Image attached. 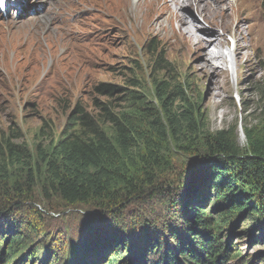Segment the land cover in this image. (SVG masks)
<instances>
[{"label": "rangeland", "instance_id": "1", "mask_svg": "<svg viewBox=\"0 0 264 264\" xmlns=\"http://www.w3.org/2000/svg\"><path fill=\"white\" fill-rule=\"evenodd\" d=\"M126 1L73 0L72 21L80 24L73 27L72 43L67 42L65 34L69 29L64 30L68 25L63 16L64 0H0V202L8 198L22 202L14 219L16 226L22 229L20 237L29 238L27 243L15 247L10 240L17 232L0 236V252L3 250L4 259L12 260V264H28V260L30 264H57L61 260L62 254L58 251L63 250L62 246L89 240L85 235L80 240V228L83 216L89 213L86 209L92 208L64 207L52 192L43 190V179L45 157L52 158V148L65 132L73 108L80 105L91 111L92 100L96 98L95 87L101 84L127 87V79H133L138 81L148 101L155 104L154 79H175L192 103L206 114L210 134L231 127L236 130L240 147L245 142L242 125L256 123L259 98L264 97V43L253 46L248 41L260 37L264 42V0L239 1L240 8L236 12H243L247 21H235L231 33L226 35L228 44L223 52L228 56L227 66L218 61L210 65L208 54L215 51L210 47L207 51L194 47L174 49L169 25L164 22L163 30L155 27L157 22L166 21L165 14L152 18L148 29L142 33L141 19H134L135 9L132 4L126 6ZM233 2L231 0L229 5ZM170 10L175 8L170 6ZM180 11L189 19L196 16L195 25L214 31L191 7ZM237 24L242 28L243 46L238 55L234 54L233 38ZM176 25L174 23L173 27ZM76 27L79 32L75 31ZM133 29L139 32L136 34ZM156 54L163 58L165 70L155 72L152 78L150 70H154ZM210 67L222 72V91H214L216 76ZM214 92L220 96L214 97ZM5 141L15 150L25 151L26 158L17 156L18 161L8 158L3 148ZM186 161L182 152L173 150L167 167L160 172L159 184H170V190L178 188ZM20 164H27L32 176H27L25 166L19 171ZM14 182H17L15 187ZM191 191L190 188L179 196L191 199L195 196L189 195ZM176 197L157 198L153 206L157 216L165 217L173 210ZM211 199L209 196L202 209L206 215L213 216L207 214V210L214 208ZM244 221L238 222L235 234L230 237L228 233L216 237L213 249L217 253L218 250L224 254L230 252L233 261L227 264H264V233ZM49 236L53 254L45 258L42 242L46 243ZM63 238L60 248L57 244L52 246L56 239ZM102 246L98 241V249ZM104 253L107 255L102 264L116 262L115 256H110L107 250ZM51 258L57 261L54 263Z\"/></svg>", "mask_w": 264, "mask_h": 264}, {"label": "trees", "instance_id": "2", "mask_svg": "<svg viewBox=\"0 0 264 264\" xmlns=\"http://www.w3.org/2000/svg\"><path fill=\"white\" fill-rule=\"evenodd\" d=\"M162 59L156 54L152 78L165 70ZM153 83L155 104L133 79H127V87H95L91 111L76 105L52 158L45 157L43 190L66 208H92L86 209L80 228V240L84 235L89 240L62 246L57 264H102L105 250L115 256L112 264H227L233 258L229 251H214L216 237L235 234L243 219L264 233V97L259 98L256 123L242 125L245 142L240 147L231 127L210 134L206 114L175 79ZM3 148L8 158H26L9 141ZM175 149L188 164L182 167L179 187L170 190V184H159L160 172ZM23 166L32 176L27 164H20L19 171ZM195 178L189 187L195 196L181 198ZM174 196V209L157 216L156 199ZM209 196L214 208L207 214L213 216L202 209ZM21 204L12 198L0 202V236L17 232L10 240L15 247L29 239L20 237L22 229L15 224ZM60 241L64 238L52 246L60 248ZM45 242L42 257L48 258L53 254L50 236ZM5 257L2 250L0 264H12Z\"/></svg>", "mask_w": 264, "mask_h": 264}, {"label": "bare ground", "instance_id": "3", "mask_svg": "<svg viewBox=\"0 0 264 264\" xmlns=\"http://www.w3.org/2000/svg\"><path fill=\"white\" fill-rule=\"evenodd\" d=\"M230 1L231 0H127L126 6L127 4L129 5L132 4V6L134 7L135 10L133 12V17L135 20L136 18L141 19V24L139 25V27L142 33H144L145 29H148L149 26L148 23L151 21L152 18L165 14L166 21L162 20L157 22L155 27L156 28L159 27L158 28L159 30H163L165 28L163 25L164 22H166L169 25L170 34H171L170 36L172 40L171 45L174 47V49L180 50V49L194 47L197 49L200 48L204 50L206 49L207 51V48L210 47L215 50L214 53L208 54L210 65H212L213 62L218 61L222 66H227L228 56H226L223 52V48L228 44L226 42V35L231 33L232 26L235 23V21H237L238 23H243L244 21H247L246 17L243 18V12H236L239 11L238 8H240L239 6L240 0H232L234 1L233 5L231 4L229 5ZM72 2L73 0H64V3H62L63 11H64L63 16L65 17L68 23V25L64 30L69 29V32L65 31L68 41L65 39L64 40L67 42H69V40H71V38H73L75 35L73 31V27L76 25L78 27L80 24L79 21H72V17L75 14L74 7L71 6ZM170 6L174 7L175 10L173 11L170 10ZM183 7H191V9L195 11V13L199 16V18H201L204 23L211 26L212 29H214V31L207 30L203 25L200 26L195 25L193 21L194 19L197 20V17L193 16L194 17L193 19L192 18L189 19L190 17L187 16L188 17L187 18L186 16H184L180 11ZM176 8H178V10ZM174 23H177L176 28L173 27ZM77 27L75 31L77 32L78 30L79 32V28ZM216 30L222 31L223 34L220 35L219 33H217ZM133 31L136 34L139 32L137 29H133ZM77 35L81 39L80 34L78 33ZM241 35H242V28L241 26H239V24H237L233 36L236 42L235 44L236 49L234 53L236 55H238L242 51L243 46L240 40ZM263 36L264 35H262V37ZM71 41L73 43V40ZM28 42L30 44L31 39ZM248 42H252L253 46H255L258 43H264L263 41H261L260 37H257L256 39L250 38ZM47 47L48 49H51L50 44H48ZM66 48L68 49L67 45ZM210 69L214 71V74L216 76L214 80V84H215V88H213L214 91H218V90L222 91V87L220 84L221 82L220 77L222 76V72L215 70L214 67H210ZM217 96L219 97L220 93L214 94V97Z\"/></svg>", "mask_w": 264, "mask_h": 264}, {"label": "water", "instance_id": "4", "mask_svg": "<svg viewBox=\"0 0 264 264\" xmlns=\"http://www.w3.org/2000/svg\"><path fill=\"white\" fill-rule=\"evenodd\" d=\"M188 164V163H187ZM186 168H187V165H186ZM190 168V167H189ZM197 179H193L192 181H190L186 187V189H189V187H191L192 184H194V182L196 181Z\"/></svg>", "mask_w": 264, "mask_h": 264}]
</instances>
